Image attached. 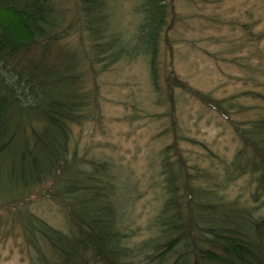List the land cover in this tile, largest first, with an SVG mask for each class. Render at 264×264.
<instances>
[{
  "label": "trees",
  "instance_id": "1",
  "mask_svg": "<svg viewBox=\"0 0 264 264\" xmlns=\"http://www.w3.org/2000/svg\"><path fill=\"white\" fill-rule=\"evenodd\" d=\"M166 9L164 0L144 6L146 18L132 42L111 29L107 0H76L72 16L53 0H0V199L2 206L18 209L37 254L34 264H135L141 253L150 264H166L172 255L171 264H264V215L255 205L263 201L264 206V116L234 124L242 147L220 184L225 188L231 180L252 177L258 185L250 197L254 205L199 185L202 178H214L192 173L176 137L162 152L164 197L151 225L154 235L136 249L126 241L129 200L119 192L112 165L71 154L72 126L85 121L91 101L81 92L82 73L75 74L76 69L83 60L111 67L150 54L157 83ZM72 29L81 34L82 58L48 60L50 48ZM27 55L38 61L21 66ZM169 78L170 92L187 91L182 81ZM187 92L229 118L228 100ZM39 190L65 211L68 232L28 211Z\"/></svg>",
  "mask_w": 264,
  "mask_h": 264
},
{
  "label": "rangeland",
  "instance_id": "2",
  "mask_svg": "<svg viewBox=\"0 0 264 264\" xmlns=\"http://www.w3.org/2000/svg\"><path fill=\"white\" fill-rule=\"evenodd\" d=\"M53 2L59 10L74 14L76 0ZM150 2L107 0L114 33L134 42L146 18L144 6ZM164 2L167 22L158 45L157 83L150 54L111 67L83 60L75 71L82 73L81 92L90 95L91 101L85 107V121L72 126L70 151L78 159L112 165L119 192L129 200L124 221L126 241L133 249L154 235L151 225L164 197L162 152L176 143V137L192 173L214 178L212 182L200 179L197 183L203 188L254 205L250 197L258 187L250 176L231 180L225 188L220 184L226 166L242 147L234 124L243 126L264 116V0ZM80 39V32L72 29L50 48L47 59L67 60L74 54L82 58ZM27 57L21 66L38 61L34 55ZM62 60L60 73L64 70ZM170 74L182 81L187 91L228 100L224 107L229 118L184 89L176 87L170 92ZM40 192L28 202V211L68 232L65 211ZM2 203L0 199V264H34L37 254L17 218L18 209ZM255 205L264 215L263 201ZM174 259L172 255L166 264ZM133 260L150 264L144 253Z\"/></svg>",
  "mask_w": 264,
  "mask_h": 264
}]
</instances>
